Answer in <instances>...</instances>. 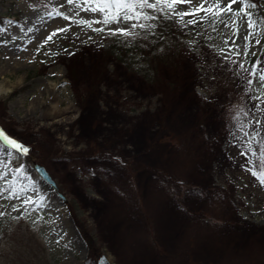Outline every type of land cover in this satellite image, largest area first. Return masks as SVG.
Instances as JSON below:
<instances>
[{
	"label": "rangeland",
	"instance_id": "1",
	"mask_svg": "<svg viewBox=\"0 0 264 264\" xmlns=\"http://www.w3.org/2000/svg\"><path fill=\"white\" fill-rule=\"evenodd\" d=\"M256 3L264 17V0ZM56 11L101 16L66 0H0V90L9 89L0 95V128L30 149L0 153V188L20 194L0 197V264H97L103 253L113 264H264V185L248 170L246 161L256 157L241 155L240 139L255 129L264 138V111L251 98L264 100V81L222 59L232 30L220 23L199 41L193 31L177 34L178 56L153 75L138 47L122 56L114 41L137 39L152 48V39L169 38L160 32L161 19L200 30L212 28L208 20L184 27L175 16L147 10L159 18L142 22L155 28L124 37L107 29L130 22L96 32ZM223 19L231 23V14ZM237 26L242 38L246 21ZM236 43L245 68L257 57L264 61V23L248 56L242 39ZM53 92L60 114L50 111ZM35 163L47 168L66 203ZM25 196L34 203L14 211ZM72 210L100 252L91 253Z\"/></svg>",
	"mask_w": 264,
	"mask_h": 264
},
{
	"label": "snow or ice",
	"instance_id": "2",
	"mask_svg": "<svg viewBox=\"0 0 264 264\" xmlns=\"http://www.w3.org/2000/svg\"><path fill=\"white\" fill-rule=\"evenodd\" d=\"M66 3L82 11H90L92 13L99 12L101 14L99 19L85 20L75 19L74 16L65 15L62 12L56 11L55 15L62 16L65 20H71L73 24L83 25L86 28H91L96 32H105L106 27L110 24L119 25L123 22H130L127 28L117 27L115 29L108 28V35L111 36H124V37H135L138 33L135 29H151L155 28L154 24H145L142 21H153L157 20L159 16L165 18H171L175 16L179 19L182 26L196 25L207 20H211L212 30H216V24L224 23V26L232 30V35L229 37L231 44L228 46L227 52L225 49H220L219 52L222 59L230 64H234L238 69L247 71L250 76L258 77L259 80L264 81V61H261L258 57L252 64L251 68H245V63L240 60L241 51L240 45L236 43L237 39H242L244 43L243 56L249 55V49L252 47L253 39L258 35L260 24L264 23V17L259 16L258 5L254 0H200L199 4L195 7L191 6V0H66ZM188 4L189 8L187 11H177L178 5ZM239 4V8H234L233 5ZM223 5V6H221ZM147 10H152L159 14L151 15ZM256 10L255 14L254 11ZM201 12L204 15H199ZM231 14V23L226 22L223 17ZM52 15V13H49ZM76 15H79L77 12ZM185 17H193L187 20L185 24ZM198 17V19H197ZM258 17V18H257ZM243 18L247 24V34L242 38L240 37V28L237 26L238 19ZM94 24H101L102 27L93 28ZM0 30H3L0 28ZM68 28L57 29L52 32L47 38L41 43L37 51L44 47L48 41L52 40L53 36L57 35L58 32H66ZM228 44V41H225ZM261 41L255 39V44L259 45ZM255 55V53H252ZM249 84L251 80L247 81ZM254 100L259 101L255 106L258 110L264 111V108H260V104H264V100L261 97H251ZM247 115V113H245ZM256 125H260L261 121L255 120ZM253 121H249L247 127H252ZM245 125H240V130L244 129ZM260 136L259 129L254 130V134L251 136L249 133L244 132V136L241 137V147L245 148V151L241 152V155L245 157L252 155L255 156V160H247L246 163L250 165L249 171L252 175L256 176L261 185H264V138L258 140ZM253 144H257L259 148H253ZM30 149L24 144L18 142L16 139L10 138L5 131L0 128V153L8 155L12 152H18L21 155H27ZM20 171V169H16ZM6 175V173L4 174ZM2 178V177H0ZM11 186L8 189L0 188V197H3L4 192H9V196L5 198L9 199H20V194L15 191H10ZM32 197L25 196L20 205H14L13 210L19 211L20 207H24L27 211V206L33 204ZM4 213L0 212V216ZM23 215V213H21ZM107 264V261L104 262Z\"/></svg>",
	"mask_w": 264,
	"mask_h": 264
},
{
	"label": "trees",
	"instance_id": "3",
	"mask_svg": "<svg viewBox=\"0 0 264 264\" xmlns=\"http://www.w3.org/2000/svg\"><path fill=\"white\" fill-rule=\"evenodd\" d=\"M252 1V0H251ZM254 2H258V0H254ZM40 5V4H39ZM159 15V14H158ZM5 18L0 17V20H3ZM2 23V22H1ZM208 23L211 24V20H208ZM203 25H200L201 27ZM219 22L216 24V30L218 29ZM160 32L165 34L166 36H169L167 40H161V35L158 37V40L152 39V46L154 47H148L138 44L137 39H131V40H123L122 44H119L117 41H114L113 45L118 49V51L121 53L122 56H127V52L130 49H133L134 47H138L139 51L142 53V56L145 60L148 61V64L151 68V71H153V75L155 74V70L157 69L158 65L161 64H167L172 65L173 59L178 56V53L175 52V49L180 47L182 44L177 36V34L180 33H189L190 31L199 33V35H208L210 31H213L212 28L207 29H192V28H181L180 25H176L172 19L169 20H160ZM215 30V31H216ZM214 32V31H213ZM198 38V41L202 38V36ZM117 40V39H115ZM164 46L159 50L158 47H156L159 44H163ZM183 45V44H182ZM127 48V50H125ZM72 217L74 219L75 225L79 229L81 236L86 241L91 253H96L98 250L97 240L94 235H92L86 228L84 222L81 220L79 215L75 213L72 210Z\"/></svg>",
	"mask_w": 264,
	"mask_h": 264
},
{
	"label": "water",
	"instance_id": "4",
	"mask_svg": "<svg viewBox=\"0 0 264 264\" xmlns=\"http://www.w3.org/2000/svg\"><path fill=\"white\" fill-rule=\"evenodd\" d=\"M35 169L36 171L39 173V175L43 178V180L49 184L51 187H53L55 189V191L58 192L59 197H61L65 202L67 201V198L59 192V188L57 186V183L55 182V180L51 177V175L49 174V172L47 171V169L36 163L35 164ZM107 261V264H112L109 259L107 258L106 255H102L99 260H98V264H104V262Z\"/></svg>",
	"mask_w": 264,
	"mask_h": 264
},
{
	"label": "bare ground",
	"instance_id": "5",
	"mask_svg": "<svg viewBox=\"0 0 264 264\" xmlns=\"http://www.w3.org/2000/svg\"><path fill=\"white\" fill-rule=\"evenodd\" d=\"M51 89H52V91H55L56 92V89H55V86L54 85H53V88H51ZM8 91H9V89H7V88L6 89H3V90H0V95L3 94V93H6ZM55 92H53L55 96L52 98V101L50 102V111H51V113L54 112V113L60 114V112L63 109L59 108L60 102L58 101ZM65 122L72 123L73 121L72 120L71 121L65 120ZM249 226H251L250 222H248V228H247V231L248 232L250 231ZM247 235H249V234L247 233Z\"/></svg>",
	"mask_w": 264,
	"mask_h": 264
}]
</instances>
